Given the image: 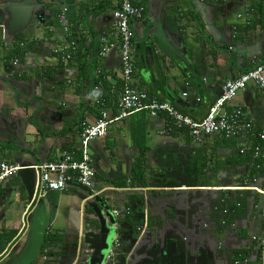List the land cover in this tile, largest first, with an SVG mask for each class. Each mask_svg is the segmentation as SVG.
Wrapping results in <instances>:
<instances>
[{
  "label": "crops",
  "instance_id": "0c3cea01",
  "mask_svg": "<svg viewBox=\"0 0 264 264\" xmlns=\"http://www.w3.org/2000/svg\"><path fill=\"white\" fill-rule=\"evenodd\" d=\"M239 5L244 14L233 21ZM116 6L114 0H0V161L20 167L53 162L66 149L76 151L83 125L94 123L100 111L117 114L119 51L99 56L101 39L118 43ZM144 8L130 26L131 84L194 121L206 116L227 80L264 60V0H145ZM71 41L84 45L88 56L62 63L58 51ZM98 76L105 85L95 83ZM263 105L261 93L248 86L228 110L241 108L256 132L262 129ZM166 125L163 115L134 113L109 125L89 146L97 172L94 191L104 192L113 213H127L116 215L114 240L121 247L112 264H121L131 244L121 217L134 223V213L149 216L156 226V259L168 245L170 256L192 263L264 264V249L252 242L264 236V194L239 188L250 170L239 150L251 147V137L211 135L195 142L177 128L161 135ZM137 158L144 161L146 187L128 185ZM262 169L249 183L254 188L262 185ZM40 201L46 234L60 240L53 256L39 255L33 264H84L91 253L80 244V229L86 221L95 228L98 204L76 185ZM35 207L18 175L0 187V264H11L24 249ZM219 207L230 212L227 219Z\"/></svg>",
  "mask_w": 264,
  "mask_h": 264
},
{
  "label": "built area",
  "instance_id": "2783aa9c",
  "mask_svg": "<svg viewBox=\"0 0 264 264\" xmlns=\"http://www.w3.org/2000/svg\"><path fill=\"white\" fill-rule=\"evenodd\" d=\"M62 1V0H60ZM117 6L112 11L114 35L118 43L101 39L99 56L103 57L111 51L118 49L120 60L121 91L116 102L117 114L110 115L102 110L94 123L83 125L78 137L76 151H62L59 159L33 166L36 173L34 186V198H39L50 191H63L69 184H77L85 188H93L96 184V169L89 155L90 144L105 136L106 130L112 123L122 121L130 115L138 112H147L152 117L163 115L167 118L166 127L161 135H171L175 128L187 131L188 135L198 142L203 136L220 135L225 139L250 136L254 133V123L251 119L243 117L241 108L228 110L235 100L238 92L248 86L255 87L262 95L264 101V60L254 64L250 69L242 73L238 78L227 80L222 87L221 94L215 98L208 113L201 121H194L190 117L177 111L172 105L150 97L145 91L138 90L132 84L134 71L133 38L131 23L142 18L145 0H114ZM202 3L224 4L228 0H198ZM63 7L59 19H64L66 12ZM76 47L71 41L58 51L62 63H67ZM185 96V94H184ZM262 120L264 121V105L262 108ZM258 144L253 148L254 158L264 161V125L256 133ZM243 154L245 149L239 150ZM77 153L80 155L77 157ZM24 167L0 161V187L16 176ZM254 180V179H253ZM252 180H244L239 184L240 189H255L264 194V175L260 189L252 187ZM119 211H114L118 215ZM228 213L227 209L222 214ZM264 217V210L262 211ZM224 224V222H223ZM252 242L264 249V236H253ZM121 247L118 239H115L101 264H112L116 253ZM260 264V263H257Z\"/></svg>",
  "mask_w": 264,
  "mask_h": 264
},
{
  "label": "water",
  "instance_id": "95a60500",
  "mask_svg": "<svg viewBox=\"0 0 264 264\" xmlns=\"http://www.w3.org/2000/svg\"><path fill=\"white\" fill-rule=\"evenodd\" d=\"M261 123L263 126L264 121L262 120ZM22 167L24 168L19 170L17 175L23 181L31 205L33 207L37 205L34 208L33 225L27 244L18 258L11 264H33L39 257L46 236V212L40 200L43 197H49L51 194L57 193V191H50L42 197H39L41 199H35V170L30 164L22 165ZM69 185H76L81 191L85 192L92 205L98 204V208L96 206L93 208L94 216L97 219L95 228L91 227L92 223L89 221L83 224L80 229V244L86 246V249L91 253L84 264H101L104 261L111 242L114 240L117 216L110 210L106 203L107 200L103 199V196H105L104 192L98 194L94 191L95 186L89 189L77 184ZM134 216V223L121 217L125 223L123 228L128 233L127 240L131 242L130 247L120 256L121 264H202L200 259L192 263L191 260L183 261L179 255L170 256L171 250L168 245L161 247L160 257L156 259V249H160V236L156 232V226L152 227L150 225L151 221L149 216L146 218L145 215L139 213H134ZM178 248L180 251L182 250L181 246H178ZM118 253H116V256H119Z\"/></svg>",
  "mask_w": 264,
  "mask_h": 264
},
{
  "label": "trees",
  "instance_id": "16d2710c",
  "mask_svg": "<svg viewBox=\"0 0 264 264\" xmlns=\"http://www.w3.org/2000/svg\"><path fill=\"white\" fill-rule=\"evenodd\" d=\"M87 56L88 55L86 54V47L84 45L83 46L82 45H78L77 47H75V50L72 53L71 59L72 60H76L77 59L78 61H81V60H84ZM71 59H70V61H71ZM84 64H85V62H84ZM84 64H83V62H82V64H80V65H83V69L80 68L81 72L84 71V69H85V65ZM101 78L102 77L98 76L96 78V82L95 83L96 84H101V85L104 84L105 85V83L103 82L104 79H101ZM120 84L122 86L121 80H120ZM243 114H244L243 117L248 119L244 112H243ZM256 126H257V124H256ZM176 132H178V131H175L174 133H176ZM256 132L254 131V133L252 135H250L251 139L253 140L252 145H251L250 148L245 149L244 153L241 154L243 158H242V160H240L241 163H243V164H250V170L248 172V175L246 176L249 179V181H251V180L253 181V179L255 177H257L258 173L261 170H263L262 167L264 166V161L254 158V155H253V148H254L255 145L258 144V140L256 138ZM223 139H225V138H223ZM66 150L71 152L74 149H66ZM72 152H74V151H72ZM79 156L80 155L77 153V157H79ZM239 181H240L239 184L243 183V178H241ZM125 183L126 182H123L122 184H125ZM128 185L132 186V187H134L136 185L139 186V187H146L147 183H146L145 172H144V161H143L142 158L141 159L137 158V160H135L133 174H132L131 179L128 181ZM221 198H225V197L223 196ZM226 200H227V198H226ZM224 209L225 208L221 209L219 207V210H221V213H222V210H224ZM229 213L230 212H228V214ZM228 214H226L224 216L225 219H227V217H228L227 215ZM59 240L60 239H59L58 236L52 235L51 233H47L46 236H45V242L43 244V247H42L40 255L53 256L54 252H52V248L58 243ZM4 246H5V244L0 246V251L4 248Z\"/></svg>",
  "mask_w": 264,
  "mask_h": 264
},
{
  "label": "rangeland",
  "instance_id": "374dc122",
  "mask_svg": "<svg viewBox=\"0 0 264 264\" xmlns=\"http://www.w3.org/2000/svg\"><path fill=\"white\" fill-rule=\"evenodd\" d=\"M228 1H230V0H228ZM238 14H240V15L244 14V9H243V7L241 5L235 6V8L232 10V16L231 17H232L233 21H237L238 20L237 19Z\"/></svg>",
  "mask_w": 264,
  "mask_h": 264
},
{
  "label": "flooded vegetation",
  "instance_id": "af4514ba",
  "mask_svg": "<svg viewBox=\"0 0 264 264\" xmlns=\"http://www.w3.org/2000/svg\"><path fill=\"white\" fill-rule=\"evenodd\" d=\"M118 215L125 216V215H127V213H125V211H122V212H120Z\"/></svg>",
  "mask_w": 264,
  "mask_h": 264
}]
</instances>
